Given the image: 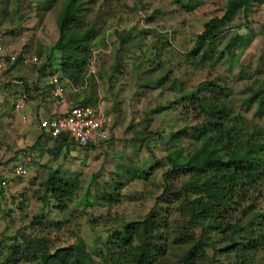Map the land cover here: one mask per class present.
Wrapping results in <instances>:
<instances>
[{
    "label": "rangeland",
    "instance_id": "374dc122",
    "mask_svg": "<svg viewBox=\"0 0 264 264\" xmlns=\"http://www.w3.org/2000/svg\"><path fill=\"white\" fill-rule=\"evenodd\" d=\"M60 2L0 0V38L5 49L30 53L39 50L45 57L58 36L55 19ZM225 3L226 0H93L90 9L95 17L87 20L96 23L99 33L88 67L100 80L94 88H98L101 106V102L110 103L111 97V90H104L105 82L108 80L112 93L119 88L110 109L103 108L111 120L118 122L119 130L112 131L110 127V140L85 149L68 139L69 147L62 155L68 152L69 161L59 173L77 188L63 210L49 203L43 210L49 214L47 219L61 221L57 227L43 225L40 235L46 247L70 243L80 246L83 240L87 251L95 252L112 229L140 221L146 214L153 240L169 233L170 243L167 242L175 251L167 250L164 260L174 261L187 247L186 243H171L175 223L184 222L182 237L198 238L199 227L188 223L187 211L163 192L166 186L179 190L188 178L183 170L162 176L167 168L165 153L178 146L185 155L193 144L191 125L201 122L200 117L188 112L183 101L187 104L194 97H208L210 91L205 87L216 83L228 107L230 123L238 124L242 139L252 135L264 140V1L250 0L247 9H238L214 40L201 46L194 42L209 18L223 14ZM234 35V45L227 48ZM195 49L197 53L192 54ZM159 76L166 78L156 81ZM139 133L143 134L132 140ZM11 157L14 158L12 151L4 154L0 147V170L9 171ZM45 171L35 178L29 174L10 177L2 188L9 201L4 205L0 197V252H18L14 264H37L23 245H10L14 235L19 241L34 239L28 223L42 203L32 196V191L42 192L39 183L49 172ZM121 174L124 176L119 178ZM246 191L248 196L239 200L237 208L250 206L252 213L258 214L247 228L252 226L257 231L264 217V178L246 187ZM85 193L91 204H85ZM179 194L182 196L181 190ZM247 220L242 218L246 225ZM259 233L264 236V225ZM239 235L243 234L236 236ZM208 236L216 241L221 238L211 229ZM260 249L253 264H264V245ZM210 254L209 250L203 264H219Z\"/></svg>",
    "mask_w": 264,
    "mask_h": 264
},
{
    "label": "trees",
    "instance_id": "16d2710c",
    "mask_svg": "<svg viewBox=\"0 0 264 264\" xmlns=\"http://www.w3.org/2000/svg\"><path fill=\"white\" fill-rule=\"evenodd\" d=\"M55 1L50 0V3ZM263 1L259 0V3ZM92 4L93 0H61L55 19L58 36L48 50V54L42 57L39 50L30 53L24 49H18L15 61V63H21L22 56L36 55L38 61L28 65L38 66L39 73L46 78L57 70L65 93L66 87L74 89L80 87V91H83L87 86L88 91L77 103L83 106H91L95 101L91 88L94 78L88 67V61L92 46H97L94 42L99 28L94 21L87 20L88 17H95L90 9ZM249 6L250 0H226L223 14L219 17H211L203 24L202 31L194 38L195 44L201 46L207 41L214 40L238 9H247ZM234 39H237L236 35L234 38H229L227 48L234 45ZM196 53L197 50H193L192 54ZM165 78L159 76L155 80L162 82ZM174 83L175 81L172 80L171 86ZM46 85L45 92L50 96L51 86L47 80ZM218 87L216 83L210 82L205 87L210 91L208 97L204 99L194 97L196 104H193L194 99H189L187 104L183 101L185 108L188 107L186 108L188 112L195 117H200L201 122L191 125L193 144L185 155H182L181 147L173 146L164 156L167 168L162 176H165L167 172L183 170L188 173V178L181 183L179 190L166 186L163 192H168L169 198L187 211L188 223L199 227L200 233L195 240H191L188 236L182 237L180 231L184 228V222L175 223L172 229L174 233H171V243L179 245L186 243L187 247L176 256L174 261L173 258L172 260L163 259L167 250L170 249L171 253L175 251L171 248L173 245H169V233L159 235L153 240V229L149 227L147 221L148 214L140 221H133L112 229L111 233L104 237L102 247L96 248L95 252L87 251L83 240H80V246L77 243H70L51 247L52 249L42 244L43 238L40 234L43 225L47 223L57 227L61 224L60 220L47 219L49 214L43 212L46 205L49 203L54 209L63 210L77 188L72 180L60 175L58 169L49 170L46 178L39 183L42 187L41 193H38L39 189L32 191V196L42 203L28 223L30 232L34 233V239L19 241L14 235L10 247L15 243L17 246L23 245L37 264H203L209 250L210 256L214 259L216 257L215 260L219 264H253L256 254L262 251L260 247L264 245V236L259 233L264 225V217L261 224L258 223L260 225L257 231H254L252 226L247 229L248 224H251L254 216L258 214L252 213L250 206L242 209L237 206L239 200L248 196L246 187H253L264 178V140H259L252 135L242 139L243 134L238 124L230 123L229 110L220 98L223 93L219 92L221 90ZM141 134L143 133L137 134L132 140ZM110 136L111 134L108 135L107 140H110ZM53 139L67 138L65 135H59ZM87 146L95 145L87 144L82 147ZM126 167L130 168V166ZM119 176L122 178L124 175ZM180 190L183 199L179 194ZM86 194H84L85 204H91L87 201ZM0 197L4 205L6 201H9L3 195L1 186ZM243 217H247V225L242 222ZM209 229L221 235L219 241L209 238ZM238 233L243 235L237 237ZM21 236L26 239L24 235ZM43 241L45 242L44 239ZM17 253L4 255L0 252V264L16 263Z\"/></svg>",
    "mask_w": 264,
    "mask_h": 264
},
{
    "label": "crops",
    "instance_id": "0c3cea01",
    "mask_svg": "<svg viewBox=\"0 0 264 264\" xmlns=\"http://www.w3.org/2000/svg\"><path fill=\"white\" fill-rule=\"evenodd\" d=\"M27 65L14 62L0 69V147L2 153L9 154L12 151L14 156L8 162V168L14 162H23L28 174L35 178L45 170L47 172L58 169L61 172L62 167L66 168L64 164L69 161L68 152L62 155L69 147L68 140L49 138L38 128L37 121L47 116L64 114L69 105L80 102L86 92L80 91V87L75 89L66 87L67 92L64 99L54 101L45 92L46 77L39 73L38 66L28 65L27 68ZM93 78L94 83H91V88L95 101L91 105L100 100L98 88H94L100 80L94 75ZM107 81L104 90L107 92L111 90L110 103H101L103 108L109 110L115 97L117 98L119 88H114L115 93H112V87L108 85L109 82L107 84ZM19 97L23 98L24 105L20 111L15 112L12 110V105ZM23 116L24 119H22ZM110 127L112 131L113 129L119 130L118 122L115 120H111ZM85 148L80 147V149Z\"/></svg>",
    "mask_w": 264,
    "mask_h": 264
},
{
    "label": "built area",
    "instance_id": "2783aa9c",
    "mask_svg": "<svg viewBox=\"0 0 264 264\" xmlns=\"http://www.w3.org/2000/svg\"><path fill=\"white\" fill-rule=\"evenodd\" d=\"M16 51H6L4 45L0 41V69L6 68L16 61ZM37 57L34 54L22 56L21 63H36ZM93 72V69L90 70ZM60 73L55 70L50 73L46 80L51 86L49 89L50 98L54 101L64 99L65 89L59 80ZM24 105L23 98L15 99L12 110L17 112ZM24 119V116L22 117ZM111 118L106 113L100 103L94 105H69L67 111L61 115L47 116L37 121L38 128L49 138H57L59 135H65L67 140H71L78 146L87 144H98V142L106 141L109 135ZM28 175V171L23 162H14L8 172H1L0 186L5 188L8 184V178H23Z\"/></svg>",
    "mask_w": 264,
    "mask_h": 264
},
{
    "label": "clouds",
    "instance_id": "9594fccd",
    "mask_svg": "<svg viewBox=\"0 0 264 264\" xmlns=\"http://www.w3.org/2000/svg\"><path fill=\"white\" fill-rule=\"evenodd\" d=\"M92 73L94 74V71Z\"/></svg>",
    "mask_w": 264,
    "mask_h": 264
}]
</instances>
